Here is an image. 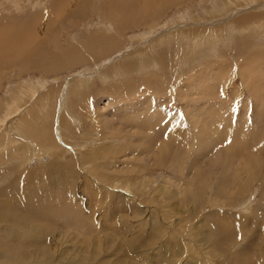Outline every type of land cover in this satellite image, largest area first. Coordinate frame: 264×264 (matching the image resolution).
<instances>
[{
    "label": "rangeland",
    "instance_id": "rangeland-1",
    "mask_svg": "<svg viewBox=\"0 0 264 264\" xmlns=\"http://www.w3.org/2000/svg\"><path fill=\"white\" fill-rule=\"evenodd\" d=\"M118 1L0 0V264H264V0Z\"/></svg>",
    "mask_w": 264,
    "mask_h": 264
},
{
    "label": "bare ground",
    "instance_id": "bare-ground-1",
    "mask_svg": "<svg viewBox=\"0 0 264 264\" xmlns=\"http://www.w3.org/2000/svg\"><path fill=\"white\" fill-rule=\"evenodd\" d=\"M109 1V0H108ZM116 1V0H115ZM118 1V0H117ZM144 1V0H143ZM170 2L169 3H171V4H173V2H172V0H169ZM177 1V0H176ZM182 1V0H181ZM75 2H77L78 3V0H75ZM110 2H111V0H110ZM144 2H147V1H144ZM161 2V1H160ZM163 3H161V4H165V3H167L166 2V0H165V2L164 1H162ZM174 2H175V0H174ZM82 3H84V0H80V3H78V4H82ZM108 3L109 2H107V5H106V8H108L109 7V14H111V10H110V7L111 6H113V5H109L108 6ZM117 3H119L118 4V6H120V3H122V0H119ZM157 3H159V2H157ZM115 4V3H114ZM168 4V3H167ZM171 4H169V5H171ZM116 5V4H115ZM162 6V5H161ZM144 6H141V7H139V8H143ZM164 7V6H163ZM165 7H166V5H165ZM116 8V7H115ZM123 8V7H122ZM81 9H83L82 7H81ZM117 9V8H116ZM150 9H151V7H150ZM19 10V9H18ZM118 10V9H117ZM108 12L107 13H105L104 15H107L108 14ZM114 12V11H113ZM72 13H74V12H71L70 14L72 15ZM134 14V13H133ZM133 14H131V16L129 15V17H128V19H129V21H127V24H125L126 26H135L136 24L135 23H133L132 22V19H133V16L135 15H133ZM126 17V16H125ZM135 19V18H134ZM137 22V21H136ZM125 26V27H126ZM106 28V27H105ZM107 29V28H106ZM174 36V35H173ZM223 38V37H222ZM160 43V42H159ZM212 46V45H211ZM150 49V48H149ZM199 53V52H198ZM69 54V53H68ZM41 57V56H40ZM149 102V101H148ZM133 112V111H132ZM127 113V112H126ZM125 114V113H124ZM109 127V126H108ZM231 157V156H230ZM233 180V179H232ZM13 190V189H12ZM16 191V190H15ZM10 194V193H9ZM8 194V195H9ZM7 195V196H8ZM16 195H18V194H16ZM14 196V195H13ZM20 196V195H19ZM15 197V196H14ZM21 197H23V196H21ZM17 198H19L18 196H17ZM34 198H35V196L32 198V201L34 200ZM5 200H6V198H5ZM11 200H12V198H11ZM25 200H26V197H25ZM21 201V200H20ZM19 201V202H20ZM6 203V202H5ZM7 203H9L8 201H7ZM6 203V204H7ZM16 203V202H15ZM19 204H21V202L19 203ZM12 206V205H11ZM25 206H26V204H24V202H23V200H22V205H21V208L23 207V209L25 208ZM3 207H5V205L3 206ZM18 207V206H17ZM1 208V207H0ZM2 209V211L3 210H5V208L3 209V208H1ZM8 209V208H7ZM29 210V209H28ZM10 211V210H9ZM9 211H7L6 210V212L8 213ZM1 212V211H0ZM3 212H5V211H3ZM3 212H2V214H3ZM10 213V212H9ZM8 213V214H9ZM11 213H12V215H11V217L13 216L14 218H18L19 219V222H21L22 223V225H24V224H27V223H29L30 221L29 220H33V218L35 217V215L32 213V212H29V211H27V210H24L22 213H20V214H16V209L15 208H12V210H11ZM1 215V214H0ZM2 216V215H1ZM0 216V218L2 219V217ZM13 217H12V219H13ZM14 220V219H13ZM39 220V219H38ZM1 222V221H0ZM50 222V221H49ZM20 223V224H21ZM33 223V222H32ZM35 223V222H34ZM55 226V225H54ZM1 227V226H0ZM18 227V226H17ZM26 227H27V225H26ZM46 227V226H45ZM43 228V227H42ZM218 228V227H217ZM35 229V228H34ZM16 230V229H15ZM19 230V229H18ZM19 231H21V230H19ZM40 232H41V230H40ZM37 233H38V231H37ZM19 234H20V232H19ZM41 235H42V233H41ZM213 235H215V234H213ZM14 238V236H12L11 237V240H12V242H14L13 239ZM219 239V238H218ZM15 244V243H14ZM45 244V243H44ZM50 245V244H49ZM48 245V246H49ZM47 246V247H48ZM34 247V246H33ZM49 248V247H48ZM50 249V248H49ZM3 254V253H2ZM1 255V254H0ZM46 255H48V253L46 254ZM253 255V254H252ZM40 256V255H39ZM43 256V255H42ZM229 256V255H228ZM227 256V257H228ZM33 257V256H32ZM46 257V256H45ZM45 257H43L44 259H45ZM0 258L3 260L4 258L3 257H1L0 256ZM26 258H28V256H26V255H23V254H21V255H18V256H13L12 258H11V261L12 262H20V263H23V261H25L26 260ZM46 259H48V260H50V259H52L51 257H46ZM235 259H236V262H235V264H238V262L241 260L240 259V257L239 256H235ZM39 264V263H38Z\"/></svg>",
    "mask_w": 264,
    "mask_h": 264
}]
</instances>
